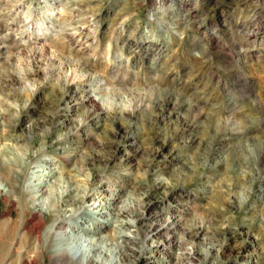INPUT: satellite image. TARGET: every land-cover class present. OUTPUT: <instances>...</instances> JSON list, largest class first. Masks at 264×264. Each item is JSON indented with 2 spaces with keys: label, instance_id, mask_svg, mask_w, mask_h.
<instances>
[{
  "label": "rangeland",
  "instance_id": "obj_1",
  "mask_svg": "<svg viewBox=\"0 0 264 264\" xmlns=\"http://www.w3.org/2000/svg\"><path fill=\"white\" fill-rule=\"evenodd\" d=\"M46 157L43 229L97 198L112 264H264V0H0L2 176ZM26 195L0 264H52Z\"/></svg>",
  "mask_w": 264,
  "mask_h": 264
},
{
  "label": "bare ground",
  "instance_id": "obj_2",
  "mask_svg": "<svg viewBox=\"0 0 264 264\" xmlns=\"http://www.w3.org/2000/svg\"><path fill=\"white\" fill-rule=\"evenodd\" d=\"M44 159L46 160L38 162L34 170L26 176V181L20 189L3 178L2 170L8 165L5 163V160L0 159V195H10L16 198L19 193L21 195L27 194L26 199L29 201L31 208L34 209L37 204H41L43 202V189L48 190L51 187V179L45 180L48 176L47 174L50 173L51 159L47 157ZM45 166L46 168L44 169L43 167ZM19 172H21V169ZM19 172L18 170L16 172L17 181L21 179ZM41 175L42 177H40ZM41 178L44 179L38 181ZM96 199L87 205L72 208L61 209V205L59 204L60 209L64 210L63 215H58L45 229H43L45 227V220L49 216L48 203L41 204L46 209L42 210L39 216L33 215L29 218L28 213L23 212L24 215L20 221V226L26 228L28 233L35 237L36 243L34 250L35 252L41 253L42 260H45V256L48 255L52 264H112L111 261L104 260L105 253L103 250L98 249L95 253L97 235H100L107 227L101 222V218L104 216L106 210L103 211V205L97 203ZM53 203L49 205H53L52 207H56V210H59L58 202ZM60 212L62 213V211ZM60 220H65L67 223V228L62 231L57 230V225L60 223ZM159 230L157 229L156 232ZM9 256L8 259H10ZM16 264L41 263L35 256L25 258L23 251H21L17 254Z\"/></svg>",
  "mask_w": 264,
  "mask_h": 264
}]
</instances>
